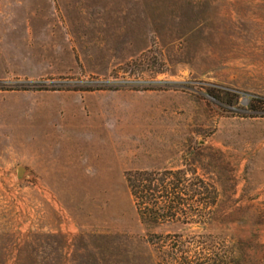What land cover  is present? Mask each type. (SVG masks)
<instances>
[{
  "label": "rangeland",
  "instance_id": "rangeland-1",
  "mask_svg": "<svg viewBox=\"0 0 264 264\" xmlns=\"http://www.w3.org/2000/svg\"><path fill=\"white\" fill-rule=\"evenodd\" d=\"M178 248L264 264V0H0V264Z\"/></svg>",
  "mask_w": 264,
  "mask_h": 264
},
{
  "label": "trees",
  "instance_id": "trees-1",
  "mask_svg": "<svg viewBox=\"0 0 264 264\" xmlns=\"http://www.w3.org/2000/svg\"><path fill=\"white\" fill-rule=\"evenodd\" d=\"M173 172L149 173L135 172L127 176V183L139 213L144 211L151 216L157 215L159 208L173 210L175 200L181 198L174 197L180 189V185H174L171 177ZM176 245V244H175ZM174 252H167L166 260L163 264H208L201 258H191L183 248L176 249Z\"/></svg>",
  "mask_w": 264,
  "mask_h": 264
},
{
  "label": "crops",
  "instance_id": "crops-1",
  "mask_svg": "<svg viewBox=\"0 0 264 264\" xmlns=\"http://www.w3.org/2000/svg\"><path fill=\"white\" fill-rule=\"evenodd\" d=\"M60 95H62V94H60ZM75 95H78V94H75ZM79 95H81V94L79 93Z\"/></svg>",
  "mask_w": 264,
  "mask_h": 264
}]
</instances>
